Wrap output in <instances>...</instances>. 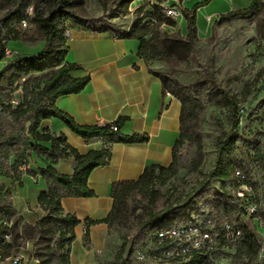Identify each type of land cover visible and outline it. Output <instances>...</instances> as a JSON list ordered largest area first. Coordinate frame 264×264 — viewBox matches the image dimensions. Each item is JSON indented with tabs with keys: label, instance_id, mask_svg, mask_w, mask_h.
I'll list each match as a JSON object with an SVG mask.
<instances>
[{
	"label": "rangeland",
	"instance_id": "374dc122",
	"mask_svg": "<svg viewBox=\"0 0 264 264\" xmlns=\"http://www.w3.org/2000/svg\"><path fill=\"white\" fill-rule=\"evenodd\" d=\"M204 1L70 0L68 10L83 18L88 28L109 29L119 36L126 33L137 19L142 22L169 19L175 24H161L158 27L160 35L168 33L185 37L186 30L181 35L178 20L184 18V12L195 3ZM260 2V10L255 15L224 22L219 21L220 15L227 12L222 1L203 3L195 12L197 36L191 51L150 60L151 68L190 89L196 101L195 126L200 149L198 143H183L178 148L184 163L182 168L168 177L165 172L156 169L159 178L154 181L151 192H133L123 200L119 212L104 223L103 245L94 250L97 264H107L123 242H126V248L132 246L129 257L132 264H140L138 251L144 247V242L150 245L151 234L158 227L187 224L206 216L217 217V203L224 201L222 192L231 189L232 181H218L212 187L206 186L207 174L215 163L213 139L223 131H230L236 119L237 133L252 141V146L238 145L235 159L255 187L259 211L264 212V166L260 165L255 155L256 147L264 150V0ZM162 4H177L182 9L181 14L175 18L167 16ZM21 5H31L33 9L39 6L47 12L55 7V0H0L2 42L18 55L32 56L44 45L39 31L30 22L23 26L18 19L5 21V17ZM9 59L6 56L0 58V69ZM42 78V74L34 73L16 81L10 90L11 108L24 96L29 98L34 95L43 86ZM246 86H250V93L239 103L237 113L221 101L222 93L240 99ZM6 105L7 102H0V134L21 131L23 126L26 133L29 123L24 118H12ZM177 136L176 133L175 138ZM13 161L12 152L8 157L0 156L3 169H10ZM22 186L23 183L10 174H0V206L11 210L12 244L28 259L29 264H62L56 254L50 259L44 255L43 263L38 254L39 248L34 245L35 238L25 237L24 225L33 224V221L20 213L31 212L27 214L31 217L37 214V209L21 197L18 190ZM167 212L170 214L163 221L145 226L151 216ZM243 221L264 246V233L256 228L251 219L244 217ZM78 245L77 238L71 251H76ZM234 254L233 247H222L217 264H232ZM68 260L70 262V252ZM255 264H264V252L261 256L258 254Z\"/></svg>",
	"mask_w": 264,
	"mask_h": 264
},
{
	"label": "trees",
	"instance_id": "16d2710c",
	"mask_svg": "<svg viewBox=\"0 0 264 264\" xmlns=\"http://www.w3.org/2000/svg\"><path fill=\"white\" fill-rule=\"evenodd\" d=\"M207 1L209 0L195 3L184 12L186 20L185 37L168 33L160 35L158 27L161 24H175L174 21L169 19L157 20L156 22L152 20L142 22L141 19H137L130 29L121 36L136 38L139 41L138 56L146 62H150V60L157 57L161 58V56H171L179 53L184 55V53L191 51L196 40V9ZM69 2L70 0H55V7L47 12L39 9V6L34 8L32 15L28 17V22L32 23L42 35L44 40L42 49L32 56L17 54L15 57L10 58L0 69L1 104L7 102L5 108L10 110L12 118L15 120L24 118L29 123L26 133L25 126H23L21 131H11L6 135L0 134V156L8 157L11 152L14 156L10 169L1 168L0 162V174H10L15 179H19L22 173L18 171V167L28 164L32 153L49 161L47 165L39 168V175L45 180L46 188L38 193L36 199L37 204L44 211V215L39 217L33 224H25L23 229L26 238H35L34 245L39 248L38 254L41 256L43 263L45 262L44 255L50 259L56 254L62 264H70L68 255L75 239V227L79 224V219L73 213L63 212L62 198L91 197L94 195V191L88 185V177L94 168L109 164L112 155L109 144H142L149 139L148 134L145 132L123 133L121 128L127 117L120 116L115 121L102 125H81L56 106L55 102L59 96L78 93L89 81L88 75L72 76L71 72L77 70L79 66L65 61L68 50L65 30L68 23L88 30L91 29L87 27L83 18L68 10ZM260 5V0H251L245 7L235 8L223 13L220 15L219 21L224 22L251 17L260 10ZM27 6L29 5H21L11 11L5 17V21L18 19L21 23L23 18H27L25 14ZM100 30L106 31L107 29ZM2 39L3 37H0V58L4 56V48L6 47ZM150 72L161 81L164 91H168L180 102L179 134L172 146L171 161L166 167L159 164L146 166L135 179L113 182L111 186V209L101 219H88L86 221L85 242L89 241V225L108 222L112 216L119 212L123 200L128 195L133 192H151L153 190V183L159 178V175L155 172L156 169L165 172L168 177L184 166L182 157L178 152L180 145L185 142L198 143L200 149L195 126L196 101L191 96L190 89L180 85L175 79L164 73ZM34 73L43 75V86L31 97L24 96L20 103L11 108L10 90L13 85L16 81ZM249 93L250 86H246L241 91L240 99L228 93H222L220 97L222 102L229 105L237 113L239 103L244 101ZM50 118L61 120L72 133L85 140L98 138L108 145L100 149H90L85 153H80L67 142L63 133H50L48 129L42 126L43 122ZM111 124L116 125L115 130L111 127ZM237 126L238 120L236 119L232 123L230 131H223L214 137L215 163L214 167L208 172L205 183L206 186L212 187L218 181H232L231 189L222 192L225 197L224 201L217 203V217L213 218L217 223L223 220L234 223L242 230V237L238 241L227 240L220 233L216 241L213 264H217L220 249L224 246L235 249L232 264H255V259L261 247L254 232L243 221L246 216L237 204V199L231 193V190L237 184L235 173L236 171H242V166L235 159L236 149L238 145L252 146V141L237 133ZM44 143H48V146ZM255 155L260 165L264 166V150L256 147ZM68 157H73L76 162L72 172H60L55 164L60 159ZM242 172L244 173V171ZM25 173L33 177L37 176L30 169H27ZM247 180L249 181L248 178ZM0 210L6 214H11L9 207L0 206ZM168 214L170 212L151 216L146 221L145 226L163 221ZM257 216L260 217L261 223H264V212L261 213L259 208ZM163 227L167 226H160L152 232L150 245L147 246V243L144 242V247L138 253L145 254L148 257L164 249L163 246L157 244L155 238L156 230ZM126 247V242H123L107 264H132L129 258L132 253V246ZM199 258V254L193 253L185 264H198Z\"/></svg>",
	"mask_w": 264,
	"mask_h": 264
},
{
	"label": "crops",
	"instance_id": "0c3cea01",
	"mask_svg": "<svg viewBox=\"0 0 264 264\" xmlns=\"http://www.w3.org/2000/svg\"><path fill=\"white\" fill-rule=\"evenodd\" d=\"M212 1V0H211ZM227 11L247 6L251 0H220ZM185 21V26H184ZM180 32L186 30V20H178ZM129 26L128 30L130 29ZM68 50L65 61L77 64L79 68L71 72L74 77L89 76L84 88L73 94L61 95L56 106L69 114L81 125L106 124L118 117H127L121 131L123 133L145 132L149 139L142 144H109L112 155L109 164L94 168L88 185L94 191L91 197L62 198L63 212L73 213L79 224L75 227L78 249L71 251V264H97L94 250H99L104 242V223L88 227L89 241H84L86 221L105 217L111 209V186L113 182L137 178L146 166L167 165L171 161L170 149L176 140L180 115V102L168 91H164L161 81L150 71V63L138 56L139 41L115 35L111 30L86 29L77 25H67ZM50 133H63L67 142L80 153L90 149H100L108 144L102 139L85 140L72 133L65 124L50 118L43 122ZM178 137V136H177ZM175 138V140H174ZM48 146V143H44ZM49 163L43 157L32 153L28 169L37 176L22 173L19 180L23 186L18 192L28 203L33 204L37 214H20L33 223L44 211L37 204L38 193L46 188V182L39 175V168ZM76 162L73 157L60 159L55 167L63 173H71ZM73 241V242H74ZM73 244V243H72Z\"/></svg>",
	"mask_w": 264,
	"mask_h": 264
},
{
	"label": "built area",
	"instance_id": "2783aa9c",
	"mask_svg": "<svg viewBox=\"0 0 264 264\" xmlns=\"http://www.w3.org/2000/svg\"><path fill=\"white\" fill-rule=\"evenodd\" d=\"M163 11L169 17L175 18L181 14V8L177 4H162ZM33 13V7L27 6L25 14L27 18L21 20L25 26L28 23V17ZM69 36V30H65ZM18 53L8 47L4 48V56L13 58ZM115 130L116 125L111 124ZM28 164L20 165L18 171L25 173ZM17 171V172H18ZM237 184L231 190L233 197L237 199V204L243 210L244 215L253 221L256 228L264 233V223H261L258 211V195L255 187L247 180L242 171L235 173ZM35 179V177H33ZM227 240L238 241L242 237V230L234 223L223 220L220 223L210 216L204 217L200 221H194L187 224H174L163 227L155 232V238L158 245L164 249L150 256L138 253L137 259L142 264H185L193 253L199 254L198 264H213L216 241L219 234ZM13 229L11 214H6L0 210V264H29L28 259L18 252L12 244ZM264 252V246L261 245L259 255ZM146 262V263H145Z\"/></svg>",
	"mask_w": 264,
	"mask_h": 264
}]
</instances>
